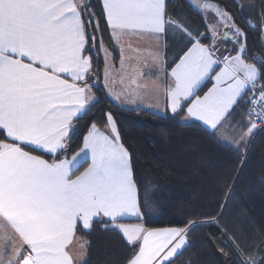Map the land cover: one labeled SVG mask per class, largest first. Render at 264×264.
Masks as SVG:
<instances>
[{"label":"snow or ice","instance_id":"6c2138e0","mask_svg":"<svg viewBox=\"0 0 264 264\" xmlns=\"http://www.w3.org/2000/svg\"><path fill=\"white\" fill-rule=\"evenodd\" d=\"M101 5L98 15L90 0H0V219L20 243L14 247L5 236L12 258L0 255V264H74L67 249L76 230L94 223L122 234L133 253L127 264H174L198 226L147 229L123 222L140 219L147 202H140L132 157L111 113L104 119L109 131L93 118L82 146L70 154L74 122L97 102L92 51L101 19L117 44L127 35L155 41L152 60L166 77L173 118H194L214 138L236 123L237 108L249 117L236 124L247 134L264 124V54L260 60L250 54L247 32L227 6L190 0L203 20L202 28H190L168 16L166 0ZM246 23L264 32V13L256 24ZM169 33L177 49L170 61L166 51L161 55ZM99 47L108 54L102 39Z\"/></svg>","mask_w":264,"mask_h":264},{"label":"trees","instance_id":"16d2710c","mask_svg":"<svg viewBox=\"0 0 264 264\" xmlns=\"http://www.w3.org/2000/svg\"><path fill=\"white\" fill-rule=\"evenodd\" d=\"M90 2L99 15V0ZM215 2L222 8L227 6L245 29L250 54L262 57V31L246 21L257 23L264 13V0ZM166 3L170 18L183 21L190 28H202L201 15L187 0ZM95 36L98 44L92 51V76L99 77L93 87L97 102L87 116L74 122L70 154L81 147L90 120L103 123L106 114L111 113L120 142L132 157L140 202H147L136 221L147 229L198 225L190 231L187 246L173 258L174 264H248L250 260L264 264V128L254 129L249 135L246 126L237 127L240 121L246 125L249 120L243 108L236 109L232 128L216 138L195 121L183 122V113L173 118L120 108L107 96L101 83V39L113 62L118 60V51L103 19ZM76 234L85 243L81 264H127L133 254L121 233L99 223L87 231L78 227Z\"/></svg>","mask_w":264,"mask_h":264},{"label":"crops","instance_id":"0c3cea01","mask_svg":"<svg viewBox=\"0 0 264 264\" xmlns=\"http://www.w3.org/2000/svg\"><path fill=\"white\" fill-rule=\"evenodd\" d=\"M99 2L101 4V0H99ZM109 34L111 36L110 29ZM262 35L264 40V32H262ZM122 39H127L128 42L131 43L129 45L132 46V51L129 50L126 54L124 51L123 53V48L112 39L118 51V60L115 63L111 57L109 59L110 61L104 62L103 86L107 96L117 106L126 110H146L162 116L172 115L169 108V101L166 96V77L164 76L162 67H158L153 63L151 53L145 52L146 55L143 50H139L145 54L139 55L137 54L139 53L138 51L133 50L135 44L139 46L142 42L155 43V41L149 39L147 34L127 35ZM167 59L169 61L171 60L169 56H167ZM167 79L170 80V77ZM116 96H119L118 100L115 99ZM186 121H195L201 124V122L196 121L194 118H188L184 114L183 122ZM98 126L101 131H109L104 123H100ZM224 140L229 141V138L225 137ZM34 154L43 155L45 159L49 158L47 154H41L38 151ZM85 167H87V164H84L80 171H83ZM77 174H79V172ZM5 236L15 241L14 247L20 246L19 239L14 231L5 221L0 219V255H2L3 261L6 262L12 258V248L5 247L7 243ZM67 250L71 254L74 264L82 263L85 258V243L77 234H75Z\"/></svg>","mask_w":264,"mask_h":264},{"label":"rangeland","instance_id":"374dc122","mask_svg":"<svg viewBox=\"0 0 264 264\" xmlns=\"http://www.w3.org/2000/svg\"><path fill=\"white\" fill-rule=\"evenodd\" d=\"M187 2L190 4V0H187ZM193 8V7H192ZM194 10H196L195 8H193ZM109 37L111 38V36H110V34H109ZM112 40V39H111ZM112 43H113V41H112ZM150 43V44H149ZM149 43H143L142 42V44L141 45H139V46H136V44H135V46H133L134 47V51H138L139 53H137V54H139V55H145L146 53L145 52H147V53H153V52H155V50H156V45H155V43H152V42H149ZM129 44H131L130 42H128V40L127 39H122L121 41H120V43H119V46H121V48H123V53H124V51H125V54L127 53V51H129V50H131L132 49V46L131 45H129ZM104 45V44H103ZM113 45H114V43H113ZM114 47H115V45H114ZM104 48L107 50V55L105 54V51H103V50H101L100 49V47H99V52H100V55H101V57H102V62H103V68H104V62L105 61H110L109 59L112 57V54L110 53V51L105 47V45H104ZM116 48V47H115ZM149 48V49H148ZM166 48V49H165ZM117 49V48H116ZM139 50H143L144 51V53H142L141 51H139ZM177 49H176V42L174 41V40H172L171 39V33H169V38H168V42H167V44L165 45V47H164V43H163V41H161V55L164 53V51H166L167 52V55L169 54L170 56L169 57H171V56H173L174 54H175V51H176ZM132 51V50H131ZM147 55V54H146ZM172 58V57H171ZM103 68H102V71H101V75H102V78H101V80H102V87H103V89H104V86H103ZM95 77V76H94ZM97 84V82L96 81H94V85H96ZM105 91V90H104ZM106 93V92H105ZM100 123H102V122H98L97 124H100ZM104 123V122H103ZM240 143V140H239V138H238V136H237V140H236V144H239ZM125 221H124V223L125 224H127L128 226H130V227H136V226H143V227H145L144 226V224L143 223H141V222H138V221H136L137 219L135 218V217H127V218H125L124 219ZM138 223V224H137Z\"/></svg>","mask_w":264,"mask_h":264},{"label":"built area","instance_id":"2783aa9c","mask_svg":"<svg viewBox=\"0 0 264 264\" xmlns=\"http://www.w3.org/2000/svg\"><path fill=\"white\" fill-rule=\"evenodd\" d=\"M256 56V58H257V60H260L262 57L260 56V55H258V54H256L255 55ZM248 119H249V117H248ZM264 128V124H261V123H259V122H257V125H256V130L257 131H261L262 129Z\"/></svg>","mask_w":264,"mask_h":264}]
</instances>
